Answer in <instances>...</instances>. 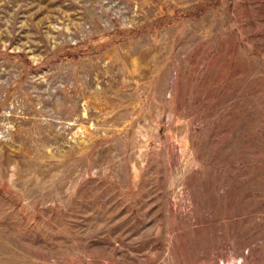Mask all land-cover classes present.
Returning a JSON list of instances; mask_svg holds the SVG:
<instances>
[{
  "label": "rangeland",
  "instance_id": "rangeland-1",
  "mask_svg": "<svg viewBox=\"0 0 264 264\" xmlns=\"http://www.w3.org/2000/svg\"><path fill=\"white\" fill-rule=\"evenodd\" d=\"M0 264H264V0H0Z\"/></svg>",
  "mask_w": 264,
  "mask_h": 264
}]
</instances>
